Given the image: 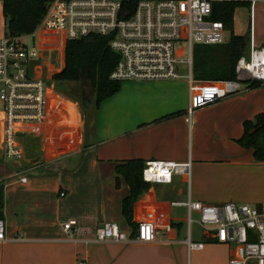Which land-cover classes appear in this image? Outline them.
I'll use <instances>...</instances> for the list:
<instances>
[{
  "label": "crops",
  "instance_id": "0c3cea01",
  "mask_svg": "<svg viewBox=\"0 0 264 264\" xmlns=\"http://www.w3.org/2000/svg\"><path fill=\"white\" fill-rule=\"evenodd\" d=\"M4 36L0 0V38ZM52 58L58 61V56ZM62 68L63 58L58 66L35 70L53 82ZM71 98L54 90L61 115L53 118V127L44 136L30 138L35 143L30 159L35 161V173L28 177L29 171L22 169L0 179V218L5 223L0 264H185L188 254L195 256L193 264H227L231 248L214 243L202 231L198 242L204 247L188 251L185 239L194 240L190 227L185 236L186 210L171 203L189 198L205 205L264 206V162L255 163L252 151L236 142L243 123L264 113V89H247L198 109L189 123L185 119L189 85L184 77L121 82L119 92L90 117L88 109ZM171 114L177 115L160 120ZM134 159L180 164L189 160L190 175L173 176L170 183H149V189L139 194L134 229L141 222L152 223L157 231L154 242L94 243L95 229L105 222L133 232L121 215L128 186L118 178L115 187L114 169ZM70 219L78 223L76 233L63 231Z\"/></svg>",
  "mask_w": 264,
  "mask_h": 264
},
{
  "label": "built area",
  "instance_id": "2783aa9c",
  "mask_svg": "<svg viewBox=\"0 0 264 264\" xmlns=\"http://www.w3.org/2000/svg\"><path fill=\"white\" fill-rule=\"evenodd\" d=\"M212 1L50 0L34 33L0 38V161L22 159L23 140L41 138L53 127V118L61 115L53 101L52 81L46 75H37L35 69L53 62L58 66L67 41L88 36L108 38V47L118 58L109 76L112 81L157 82L184 77L189 85L188 123L196 110L246 91L242 80L264 83V46H255L251 39L248 54L236 63L234 80L193 81V47L227 42L223 24L211 20ZM226 1L246 4L252 12L258 0ZM25 37L31 40L29 45L23 42ZM52 55L58 56V61ZM78 119L75 115V124ZM190 166L189 160L182 164L149 161L142 179L146 183H170L176 175L189 177ZM20 181L26 183V178ZM171 206L186 210L188 228L193 223L192 215L197 214L196 224L204 235L214 243L234 247L227 264H264V206L205 205L189 198L174 201ZM62 228L65 233H76L78 223L70 219ZM156 235L149 222L139 223L131 234L105 222L95 229L93 242L152 243ZM4 241L5 223L0 218V243ZM185 243L188 251L201 250L205 245L189 236Z\"/></svg>",
  "mask_w": 264,
  "mask_h": 264
},
{
  "label": "trees",
  "instance_id": "16d2710c",
  "mask_svg": "<svg viewBox=\"0 0 264 264\" xmlns=\"http://www.w3.org/2000/svg\"><path fill=\"white\" fill-rule=\"evenodd\" d=\"M50 0H1L5 20V36L18 38L34 33ZM211 20L223 24L224 30L232 34L227 42L220 45H196L192 51V79L195 82L229 81L235 79V66L239 58L248 54L249 38L233 34V12L236 3L226 0L212 1ZM247 8L248 5L244 4ZM117 56L108 47V38L88 36L67 41L64 49L62 70L52 78L56 87L77 85L80 89L88 86L94 109L119 92L121 82L109 79L117 63ZM248 90L263 88L264 83L245 82ZM83 90V89H82ZM70 97L80 103L77 94L69 92ZM86 110L88 105L80 103ZM171 114L160 120L171 118ZM158 120V121H160ZM243 133L237 144L251 150L255 163L264 162V113H259L242 125ZM145 162L141 159L124 161L115 166V187L121 178L128 186V194L121 203V215L134 230L133 210L140 193L149 189L150 184L142 179ZM3 208V187L0 186V211ZM1 216V213H0ZM132 230V231H133ZM134 234V233H133Z\"/></svg>",
  "mask_w": 264,
  "mask_h": 264
},
{
  "label": "rangeland",
  "instance_id": "374dc122",
  "mask_svg": "<svg viewBox=\"0 0 264 264\" xmlns=\"http://www.w3.org/2000/svg\"><path fill=\"white\" fill-rule=\"evenodd\" d=\"M213 1H217V0H213ZM233 34L235 36H246L248 34V38L251 39L255 43V45L257 46L264 45V0H258L252 12L244 4L236 5L233 12ZM231 36L232 34L230 32L225 33L226 39L231 38ZM30 41L31 40L27 39L26 37L23 38V42L27 45L31 43ZM53 65L55 67L54 62ZM182 68L184 72V67ZM52 84L54 85L53 82ZM53 87L55 92L64 94L69 98H70L69 92L71 91L72 93L75 94L84 93V96L82 97H84L85 100L88 99L89 104L90 101L92 100L91 89L87 85L83 87L84 88L83 90L80 89L77 85H73V84L64 85L62 87H56L54 85ZM81 102L83 103L84 101ZM80 103L77 102L79 106H81ZM85 104L88 105L87 103H84V105ZM79 109L81 110L80 107ZM87 109L89 111V117H90L91 113L94 110L93 101L91 102L90 106L88 105ZM34 150H35V143L31 141L30 138L23 140V158L17 163H14L13 160H5V159L0 161V179L3 178V180H5L6 175L11 174L12 172L15 173L22 169L28 170L34 167L35 161L33 162L32 160H30L32 156L35 154ZM32 173H35V171L31 170L26 175L29 177ZM192 220L193 223L190 225V229L192 232L193 240L198 242L201 240V229L196 224V221L198 220V215L193 214ZM187 229H188V224H187V219L185 218V223H184L185 236L187 234ZM231 250H234V247H232ZM194 257L195 256L193 254H188L185 259V264H193Z\"/></svg>",
  "mask_w": 264,
  "mask_h": 264
},
{
  "label": "flooded vegetation",
  "instance_id": "af4514ba",
  "mask_svg": "<svg viewBox=\"0 0 264 264\" xmlns=\"http://www.w3.org/2000/svg\"><path fill=\"white\" fill-rule=\"evenodd\" d=\"M82 89H84L83 87H82ZM77 96L79 97V101L81 102V101H84V103H89V100L87 99V100H85V98L84 97H82V96H84V93L83 94H77Z\"/></svg>",
  "mask_w": 264,
  "mask_h": 264
},
{
  "label": "water",
  "instance_id": "95a60500",
  "mask_svg": "<svg viewBox=\"0 0 264 264\" xmlns=\"http://www.w3.org/2000/svg\"><path fill=\"white\" fill-rule=\"evenodd\" d=\"M247 81H249V80H248V79H244V80H242L243 83H245V82H247Z\"/></svg>",
  "mask_w": 264,
  "mask_h": 264
}]
</instances>
